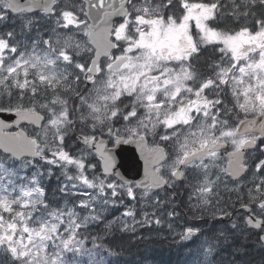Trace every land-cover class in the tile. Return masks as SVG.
Segmentation results:
<instances>
[{"label": "snow or ice", "instance_id": "6c2138e0", "mask_svg": "<svg viewBox=\"0 0 264 264\" xmlns=\"http://www.w3.org/2000/svg\"><path fill=\"white\" fill-rule=\"evenodd\" d=\"M9 22L0 264H110L102 222L107 235L167 220L198 245L187 264H237L223 254L250 232L264 249V0H0ZM122 145L143 179L121 173ZM178 181L203 224L179 223Z\"/></svg>", "mask_w": 264, "mask_h": 264}, {"label": "trees", "instance_id": "16d2710c", "mask_svg": "<svg viewBox=\"0 0 264 264\" xmlns=\"http://www.w3.org/2000/svg\"><path fill=\"white\" fill-rule=\"evenodd\" d=\"M12 27L10 22L0 25V32L11 30ZM52 183L51 185H53ZM122 212V207L110 211L107 214V220L120 221ZM205 218L208 219L207 216ZM137 219H140L139 211ZM119 229L120 224L117 223L105 235L103 222L91 229L94 234L103 236V243L115 253L110 257V264H187L189 252L198 246L192 244L191 241H180L167 229L160 230L164 233V237H160L162 240L159 237L147 235L148 230L156 229L153 226H137L134 232L120 231ZM257 239L255 233H248L246 237L239 236L233 246L224 252L223 258L231 259L230 253H233L236 255L237 264H264V249H261ZM88 246L91 247L90 244ZM238 249L239 251H237ZM245 253L247 254L245 255Z\"/></svg>", "mask_w": 264, "mask_h": 264}, {"label": "water", "instance_id": "95a60500", "mask_svg": "<svg viewBox=\"0 0 264 264\" xmlns=\"http://www.w3.org/2000/svg\"><path fill=\"white\" fill-rule=\"evenodd\" d=\"M0 119H5L9 124H15L14 114H0ZM24 125L27 124L22 123L20 127L22 128ZM9 130L17 131L18 129L13 127ZM117 163L121 173H126L128 178L143 179V159L134 145H122L117 149Z\"/></svg>", "mask_w": 264, "mask_h": 264}, {"label": "flooded vegetation", "instance_id": "af4514ba", "mask_svg": "<svg viewBox=\"0 0 264 264\" xmlns=\"http://www.w3.org/2000/svg\"><path fill=\"white\" fill-rule=\"evenodd\" d=\"M109 146H111V144ZM177 185L178 186L177 187L175 186L174 189H168L167 194L174 198L175 201L174 206L176 210L181 213V219L179 221L182 222L187 221L188 223H192V224H201L203 220L199 218H195L192 212L189 210V205L187 201L189 190L185 188L184 181H178ZM235 215L236 212H233V216ZM224 221H227V219H225Z\"/></svg>", "mask_w": 264, "mask_h": 264}, {"label": "rangeland", "instance_id": "374dc122", "mask_svg": "<svg viewBox=\"0 0 264 264\" xmlns=\"http://www.w3.org/2000/svg\"><path fill=\"white\" fill-rule=\"evenodd\" d=\"M230 106V105H229ZM26 130L27 131H29L30 130V128L29 127H26ZM190 180H191V177L189 178ZM51 182H56L55 181V179H53ZM184 185H185V188L186 189H188L189 190V185H188V182H185L184 181ZM55 186L56 185H54V188H55ZM178 185L176 184V187H177ZM163 195V194H162ZM187 201H188V199H187ZM174 203H175V201H174ZM180 213V212H179ZM158 215H161V218L162 219H164V217H163V214L162 213H158ZM180 215H181V213H180ZM195 218L196 217H198V216H194ZM169 221H167V220H164V223H162L160 226H156L155 224H153V225H150V226H153V227H155L156 229H154V230H148L147 231V235L148 236H155V237H164V233L163 232H161L160 230H169L168 228H167V223H168ZM228 221H224V223H227ZM179 223L180 224H183V223H185V222H182V221H179ZM189 224H192V223H189ZM175 226V225H174ZM218 226H222V225H218Z\"/></svg>", "mask_w": 264, "mask_h": 264}, {"label": "bare ground", "instance_id": "6f19581e", "mask_svg": "<svg viewBox=\"0 0 264 264\" xmlns=\"http://www.w3.org/2000/svg\"><path fill=\"white\" fill-rule=\"evenodd\" d=\"M154 238V237H153ZM161 239V238H160ZM162 240V239H161Z\"/></svg>", "mask_w": 264, "mask_h": 264}]
</instances>
